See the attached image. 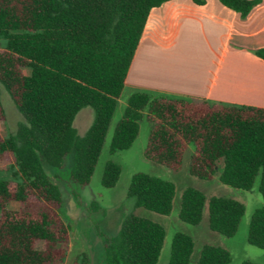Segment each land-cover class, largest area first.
<instances>
[{
    "label": "trees",
    "instance_id": "1",
    "mask_svg": "<svg viewBox=\"0 0 264 264\" xmlns=\"http://www.w3.org/2000/svg\"><path fill=\"white\" fill-rule=\"evenodd\" d=\"M166 1L0 0V86L24 118L0 136V160L13 158L4 173L0 170V264L63 262L68 227L56 211L62 193L45 165L60 169L72 155L70 179L79 186L89 183L149 12ZM219 2L245 18L259 0ZM254 54L264 59V47ZM86 106L93 120L79 135L73 120ZM143 110L153 122L147 158L178 170L187 145L193 144L190 174L210 179L219 170L220 182L240 189H250L259 177L264 201V108L135 91L113 130L110 152L131 146ZM0 120H5L1 98ZM119 174L120 166L107 161L101 184L114 186ZM174 194L171 181L144 172L132 175L127 191L134 207L165 215ZM12 201L17 210L9 207ZM205 206L211 230L225 236L236 232L244 204L207 197L193 187L182 192L179 218L198 224ZM164 238L161 224L129 212L115 234L104 235L103 264H157ZM247 241L264 249V205L251 215ZM193 246L190 235L176 232L167 264H189ZM230 260L226 248L204 244L195 264ZM74 264H90L89 258L82 253Z\"/></svg>",
    "mask_w": 264,
    "mask_h": 264
},
{
    "label": "rangeland",
    "instance_id": "2",
    "mask_svg": "<svg viewBox=\"0 0 264 264\" xmlns=\"http://www.w3.org/2000/svg\"><path fill=\"white\" fill-rule=\"evenodd\" d=\"M2 46L0 43V47ZM23 72L28 74L29 70L23 68ZM132 92L129 86H124L117 98L100 155L87 185L79 186L70 179L69 167L72 155L65 158V164L60 169L49 168L45 165L47 174L61 190L62 204L56 211L68 227V239L63 246L66 249V256L60 264H74L82 253L87 255L90 264H103L104 235L115 234L123 217L129 212L149 218L164 227L165 238L157 264L168 263L172 238L176 232L186 233L193 239L194 246L189 264L196 263L204 244L226 248L231 255L229 264H240L243 260L264 264V249L247 241V229L251 215L256 208L264 205L263 198L258 191L259 177L255 179L250 189H240L223 184L218 178L219 170L210 179L196 177L189 172L190 157L194 150L193 144L187 145L182 165L178 170L150 160L145 156L144 151L153 122L147 118L146 110L142 111V117L138 121V133L131 146L116 152L109 151L113 130L122 118L127 99ZM0 98L5 112V120H0V136L4 137L7 131H14L17 123L24 121V118L2 86H0ZM92 120L93 111L86 106L75 115L73 126L79 135H83ZM12 160L10 154L6 159L0 160L2 173ZM107 161L115 162L120 166L119 177L112 187H105L101 184L104 165ZM138 172L155 175L174 184L175 194L169 214H159L143 207L133 206V199L127 197V191L132 175ZM186 187L196 188L207 197L223 196L242 202L245 210L236 232L232 236H225L211 230L208 226L206 206L198 224L182 221L178 213L181 195ZM94 203L98 208H93ZM9 207L15 210L19 208L18 203L14 201L10 202Z\"/></svg>",
    "mask_w": 264,
    "mask_h": 264
},
{
    "label": "crops",
    "instance_id": "3",
    "mask_svg": "<svg viewBox=\"0 0 264 264\" xmlns=\"http://www.w3.org/2000/svg\"><path fill=\"white\" fill-rule=\"evenodd\" d=\"M261 47L264 0L245 18L219 0H169L150 10L124 86L264 108V59L254 54Z\"/></svg>",
    "mask_w": 264,
    "mask_h": 264
}]
</instances>
